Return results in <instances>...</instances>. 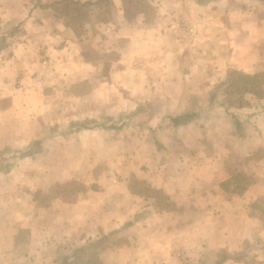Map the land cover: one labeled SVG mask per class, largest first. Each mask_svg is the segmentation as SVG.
I'll use <instances>...</instances> for the list:
<instances>
[{"label": "crops", "instance_id": "1", "mask_svg": "<svg viewBox=\"0 0 264 264\" xmlns=\"http://www.w3.org/2000/svg\"><path fill=\"white\" fill-rule=\"evenodd\" d=\"M154 1L160 7L146 12L126 0H0V25H21L0 41V82H11L0 83V97H10L16 119L0 128V154L14 159L40 141L24 159H40L35 172L54 174L44 192L87 179L84 191L45 203L9 186L0 197V264H91L95 249L101 264H264V107L224 104L219 90L227 72L264 74V0ZM165 18L185 27L168 33ZM85 45L112 46L115 58L89 59ZM142 61L150 71L127 72ZM106 64L114 71L100 74ZM37 70L48 73L44 85L37 88V76L19 99L28 103L16 102L13 82L25 84ZM56 97L69 112L66 131L76 121L90 127L35 135L28 109L42 115ZM132 125L140 131L129 139ZM53 141L70 148L49 158ZM111 144L123 146L113 157ZM17 168L0 179L26 177ZM231 172L250 179L241 195L221 188ZM134 179L151 193L134 190Z\"/></svg>", "mask_w": 264, "mask_h": 264}, {"label": "rangeland", "instance_id": "2", "mask_svg": "<svg viewBox=\"0 0 264 264\" xmlns=\"http://www.w3.org/2000/svg\"><path fill=\"white\" fill-rule=\"evenodd\" d=\"M126 1H127V6H130V8H132V10L138 9V8L139 9L143 8V10H147L146 12H151V11L154 12V7H157L158 4H160V1H159L156 4V6L152 5V2L154 0H138V1L137 0H126ZM154 3H155V1H154ZM158 7H160V6H158ZM96 12H98V10H96ZM158 16H160V15H158ZM158 16L154 17V19H156V20L160 19ZM94 19L99 20L100 19V13H98V14L94 13L93 14V20ZM165 19H166L165 27H167V24H168V27L166 28L168 33H170V31L173 34H174V32L178 33L179 30H175L172 28V23L170 20L173 18H169V19L165 18ZM20 26H21L20 24L15 25L13 27L11 25H5V26L0 25V30H1L0 31V41L2 40L1 38H5V37L7 38L8 35H10L9 33H10V30L12 28L17 27V29H18ZM6 38H5V40H6ZM106 50H107V48H106ZM106 50L103 51L102 49H100L98 47H91V45H85L84 53L86 54L87 58H89V59H91L92 57H101V58H104L106 60L107 59H114L115 58L114 55H116V52H115V50H113V47L112 46L109 47V50H111L110 52L106 51ZM148 62L149 61H147V62L142 61L139 64L132 62L131 64H129L130 66H128L127 72L129 74H131L132 76H135L136 73H141L142 70L150 71L151 69H150V66L147 64ZM136 67L139 68V70H137ZM114 69H115V67L111 69V67H109V65H107V64L106 65H100L99 73L100 74L104 73L105 75H107L108 73L111 72V70L114 71ZM39 75H40V77H42V79L38 78V80H40V81L42 80V83L37 86V88H38L39 86L44 85L43 81L48 77V73L45 74L43 71L41 72V71L37 70V71H34L33 73H31V78L27 82H24L25 84H21L18 81L13 82L14 85L12 87H14V90L11 92L14 93L13 95L16 99V102H20V103H22V101L27 102L24 99H22V100H19V99L21 98V96H25L26 94H30L29 90H27V89H33V87H31V83H32V81L36 82L37 76H39ZM65 76H68V73H66ZM63 77H64V75H63ZM263 77H264V75H263ZM238 79H239V73L237 71L227 72L226 78L223 81H221V83H220L221 86L219 87L220 88L219 90L224 92L223 97L221 98L222 100L221 99L220 100L224 104H226V103H228L230 105L234 104L236 106V108L237 107H244V106H247L248 104L250 105V104H257V103L264 107V104L262 103L263 102L262 97L264 95V81H263V84L260 86V90H261L260 92H262L263 95L260 96V95L255 94V96L254 95L251 96L248 93H240V92L236 91V84L238 82ZM0 83L2 86H7V85L9 86L11 84V82H9V81H3ZM87 87L88 86L85 83L83 86V89H81V91L85 90ZM46 89L50 90L49 87H47ZM4 90H6V89H4ZM36 92H39V91L36 90ZM225 92H226V94H225ZM6 93H10V90L7 91ZM57 99H58L57 97L53 98L52 102L50 101V106L44 107V109H42L44 112L40 111V112H43L42 115L39 113L37 114V112H39L37 110V108L33 107V108L28 109V112H31L29 114H30V117L33 119L34 126L36 127L35 135L39 134L40 136H44L45 134H47V128H51L50 131L55 132V129H57L60 125L63 126L62 127L63 129H60V130H61L62 135H64V137L69 135L67 133L68 131H73L75 129L77 130V128L81 122L76 121L75 123L71 122V124L68 127L69 130L66 131L67 129H65L66 128L65 125H67V123H66V121L63 123V120L69 119V116H68L69 112H68V109L63 107L61 102L59 103V101ZM97 99H98V97L95 98V100H97ZM33 100H35L37 103H39V100L37 97H34ZM30 101H32V100L30 99ZM67 101H68V99H67ZM20 103H18L17 106ZM80 105L84 107L85 103H80ZM87 105H88V107L90 106L88 103H87ZM0 107H4V110L8 112V113H0V128H2L3 125L6 126L9 123V121L16 120V119L12 118V117H14L12 115L13 114V112H12L13 105H12V100H10V97H8V96L7 97L6 96L0 97ZM15 109H16V112H18V114H19L18 108H15ZM87 111L88 110H81V113L87 112ZM20 116L22 117V115H20ZM27 116H28V113L26 114L25 117H22V119H21V117H19L18 119L23 120ZM74 120H80V119H74ZM20 123H22V122H20ZM89 124L91 125V122H89ZM134 126L135 125H132V126L127 128V137H129V139L135 138V136L138 135L136 133L140 131V128L136 129ZM2 131L0 129V143H2L3 141L6 140V135H4V134H6V133H4L5 130L2 129ZM146 132H148V131H145L144 134ZM17 136H18V133H17ZM48 136H52V134H49ZM31 138H32V136L29 139L30 141L32 140ZM89 138H91V136L81 137V140H83V143H84V147H89V145L85 142V139H89ZM55 142L56 141H53V143L47 142V146H46L47 149H45V150H47V152L49 153V158L51 156H56L57 152H59L58 149L61 147H63L64 149L70 148L69 145L54 144ZM149 143H152V145L148 146V147H150V149H148L147 146H145V148H147L148 150H151V149H153V147L155 145V144H153L154 143L153 138L150 140ZM129 145H131L132 148L134 146L132 144H128V147H129ZM27 146H24V148H21V149H16L14 151L13 156H12V158H14V159H9V158L3 159L1 154H0V171L1 172L2 171L8 172L10 170H13L14 167H16V168L18 167L17 169H21L22 171H25L24 173H27L26 177L22 176L21 173H19L20 175L18 173H15V175L12 177V181H8V180L4 181L3 179H0V197L7 196L8 195V191H7L8 187L12 186L13 184L22 185V187L24 188V190L22 189V192H24L23 193L24 195H26L25 192H27L30 194V197L36 198L38 201L43 202V203L47 202L54 193L60 192L59 194H62L63 196H66L67 198H71L72 195H76V194H78L79 191L81 192V191H84L86 189L87 183H85L84 181H87V179L81 178V179H74V183L70 186L61 187L58 189H56V187L54 189V186H57V185L53 184L54 185V186L52 185L53 191L51 190V192L50 191L44 192L42 189L47 188V186H49V183L51 182V179H52L54 174L46 173L47 175H45L44 173L39 174V173L35 172V169L38 170L40 168L41 160L39 159L35 162V159H32V162H31L30 160L25 161L26 159H24V158L26 157V155L28 154L29 151L39 150L41 148V146L40 147H38V146L32 147V145H31L30 147L28 146L29 148ZM157 146H158V144H157ZM109 147H110V149L108 151H111L110 156L113 157L114 154L116 153L115 151H118L119 148H122L123 146L121 147L120 145L115 146V145L111 144ZM85 150H87V149H85ZM31 155L29 157L34 156L33 154H31ZM48 161H52V163L55 164L56 160H49L48 159ZM48 161H45V162H48ZM103 168H104V166H102V165L97 167V169H99V170H101ZM36 178H39V179L35 181L34 179H36ZM28 181L34 182L37 187L31 188L28 185ZM9 191L11 193L12 187L9 188ZM16 192H18V190H16ZM32 202H34V199H32Z\"/></svg>", "mask_w": 264, "mask_h": 264}, {"label": "trees", "instance_id": "3", "mask_svg": "<svg viewBox=\"0 0 264 264\" xmlns=\"http://www.w3.org/2000/svg\"><path fill=\"white\" fill-rule=\"evenodd\" d=\"M91 4H93V2H91ZM126 4H127V1H126ZM263 75L264 74L251 75V74L240 73L238 82L236 84V91L240 93L251 92V93L262 96L263 93L260 92L261 91L260 86L263 84V81H264ZM192 115H193L192 113L184 114L176 118H173V121L176 124H179V123H182L186 118ZM89 127L90 126L86 122H81L77 130H82V129H86ZM34 146L40 147V141L33 143L32 147ZM37 152H39V150H32V151H29L27 155H31ZM249 180H250L249 177L244 172H231L230 176L227 179H225L220 185H221V188L228 193L241 195L247 189L249 185ZM73 183L74 181L65 183L63 185H57V186H54V189L55 187L56 189L61 188V187H67V186L72 185ZM131 185L133 186L134 190H137L139 192L143 191L146 193H151L152 191L150 189H146L147 187L144 186L143 183L139 181L138 179H134ZM59 193H56V194H59ZM155 193L157 197L159 196L161 197L160 193L158 192H155ZM97 253L98 251L96 249L94 251L91 250V260H90L91 264H101L100 261L97 260V257H96Z\"/></svg>", "mask_w": 264, "mask_h": 264}, {"label": "built area", "instance_id": "4", "mask_svg": "<svg viewBox=\"0 0 264 264\" xmlns=\"http://www.w3.org/2000/svg\"><path fill=\"white\" fill-rule=\"evenodd\" d=\"M185 27V24H183V22H181L180 20H177L176 22H174L172 24V28L175 30H180L181 28ZM189 32H192V29H189Z\"/></svg>", "mask_w": 264, "mask_h": 264}]
</instances>
